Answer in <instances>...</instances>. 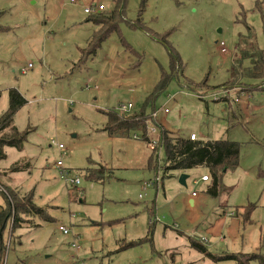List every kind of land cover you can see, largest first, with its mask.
I'll return each mask as SVG.
<instances>
[{
	"label": "rangeland",
	"instance_id": "rangeland-1",
	"mask_svg": "<svg viewBox=\"0 0 264 264\" xmlns=\"http://www.w3.org/2000/svg\"><path fill=\"white\" fill-rule=\"evenodd\" d=\"M116 1L0 0V116L9 89L27 101L13 122L26 134L23 147L5 148L0 161V207L10 191L32 194L52 219L22 216L12 239L10 222L1 264H236L213 262L188 238L213 256L264 257V82L247 78L248 61L236 75L230 70L240 49L251 52L236 48L240 37L250 34L264 55V0H126L118 31L81 62L79 50L99 29L88 20L115 10ZM94 5L104 11L83 12ZM173 54L178 74L152 96L161 75L172 74ZM128 104V114L156 111L155 124L173 137L240 144L239 167L223 174L217 198L207 194L210 177L193 183L206 169L189 172L184 187L178 172L162 179V147L157 156L138 134L107 136L104 113L121 115L116 109ZM151 154L158 162L150 171ZM58 160L65 177L53 166ZM27 162L28 171H9ZM99 166L102 181L85 177ZM74 178L77 188L65 182Z\"/></svg>",
	"mask_w": 264,
	"mask_h": 264
},
{
	"label": "trees",
	"instance_id": "trees-1",
	"mask_svg": "<svg viewBox=\"0 0 264 264\" xmlns=\"http://www.w3.org/2000/svg\"><path fill=\"white\" fill-rule=\"evenodd\" d=\"M125 2L126 0H117L115 2L116 9L109 14H102L97 16V18L90 17L88 22L93 23L99 29L95 35L86 42V48L79 50V60H81V62L87 61V58H92L97 49L101 46V43L106 40L112 32L118 31V24L121 23L124 18L123 11ZM249 36L251 35L248 34L247 37H240L236 48L239 49V45L241 44L249 47L251 52L246 48L243 50L240 49L241 56L230 70L236 75L235 67H241V63L244 60L248 61L249 66L245 69L243 68L247 74V78L250 80L258 79L264 82V55L257 46L255 49L254 45L248 43L247 38ZM171 57L170 65L172 74L167 75L166 73H163L161 75L152 96H157L159 93L163 92L172 79V76H177L178 74L177 71L180 66L177 67V70L176 65L179 59L175 54L171 55ZM204 85L205 83H202L200 86H197L201 88ZM187 86L190 87L191 83ZM7 93L8 107L0 116V161L5 160L6 158L5 148L16 149L20 152L23 143L26 140V134L19 133L13 122L15 115L19 112L21 107L26 105L27 101L21 93H18L14 89H9ZM223 102L226 101L223 100ZM152 112H154V110ZM104 115L107 119V123L103 131L106 132L108 137L112 139H129L132 135L138 134L141 136L143 142H149L150 137L146 136L149 116L145 110H142L139 113L128 114V116L118 115L115 111L106 112ZM160 140L161 147L165 152L162 166V179L170 178L174 172L182 174L200 168L206 169L209 173L210 180L212 181L207 194L213 198H217L219 195L223 174L239 167V143L237 144L226 140H207V142H203L200 140H190V137H173L162 127H160ZM157 162V156L151 154L147 160V167L150 171L157 169ZM28 165V162L26 164L15 163L10 167L9 171L11 173H21L25 170L28 171ZM224 170L226 171L224 172ZM105 176L104 168L100 166L99 168H87L85 171V177L92 182L102 181ZM2 197L6 205L3 208L0 207V264L5 256L3 243L4 232L7 230L10 222L11 227L9 228L8 233L11 239L15 234L14 232L20 229L22 224L25 223V219L22 216L40 217L45 222H52V219L49 216L44 217V210L35 205L32 194L20 198L13 191H10L8 196ZM251 210V207L244 210V223H250L249 217L252 213ZM188 244H190V248L197 250L206 258L212 259L215 263L233 261L236 264H250L251 262L258 261L259 264H264V257L258 252L252 254H226L224 256H213L209 254L202 241H193L188 238Z\"/></svg>",
	"mask_w": 264,
	"mask_h": 264
},
{
	"label": "built area",
	"instance_id": "built-area-1",
	"mask_svg": "<svg viewBox=\"0 0 264 264\" xmlns=\"http://www.w3.org/2000/svg\"><path fill=\"white\" fill-rule=\"evenodd\" d=\"M104 10V7L102 5H94V6H88L86 8H84L83 12L87 15H93L95 12H101ZM223 52H225V50L223 49ZM33 66L31 64L28 65V69H32ZM22 74H26L27 73V70L26 69H23L21 71ZM133 108V105L131 104H128V106H120L119 108L116 109V111L118 113H120L121 115H125V114H128ZM164 114H167L168 113V110L167 109H164L163 110ZM156 115H157V112L154 111L150 114L149 116V121L150 123L148 122V127H147V135L148 137H150V140L149 142L147 143L148 144V148L150 151H154V152H157V156L159 155L160 153V148H161V140H160V125L158 124H155V120H156ZM134 139L135 140H138L140 139L139 136L137 135H133ZM190 140H197V137L193 134H191L190 136ZM57 149L59 152H62L64 150V147L62 145H57ZM54 167L56 169H59L61 170L63 173H61L63 175V177L67 176V173L65 174V171L63 169V162L62 160H58L56 161V163L54 164ZM200 181L206 183L209 181V175H204L200 178ZM65 182L67 184H69L70 186H73L75 188H77L80 184V181L78 178H74V179H68V180H65ZM194 184H198V181H194ZM192 197L195 196V193H193L191 195ZM59 232H61L64 236H69V232L66 228L60 226L59 227ZM74 240V239H73ZM202 241V240H201ZM73 242V243H72ZM71 242V247H73L76 251V256L78 257V252L80 250V247L79 245L74 243L75 241H72ZM203 242V241H202Z\"/></svg>",
	"mask_w": 264,
	"mask_h": 264
},
{
	"label": "water",
	"instance_id": "water-1",
	"mask_svg": "<svg viewBox=\"0 0 264 264\" xmlns=\"http://www.w3.org/2000/svg\"><path fill=\"white\" fill-rule=\"evenodd\" d=\"M226 170H224L225 172ZM189 178V176L185 173H182L178 176V182L182 185V186H186V180Z\"/></svg>",
	"mask_w": 264,
	"mask_h": 264
},
{
	"label": "crops",
	"instance_id": "crops-1",
	"mask_svg": "<svg viewBox=\"0 0 264 264\" xmlns=\"http://www.w3.org/2000/svg\"><path fill=\"white\" fill-rule=\"evenodd\" d=\"M105 125H106V124H105ZM53 166H54V165H53ZM185 174L188 175L189 173H185ZM204 175H205V174H203L202 176H204ZM202 176H201V177H202ZM201 177H200V178H201ZM194 181H198V185H199L200 183H203V184H208V183H209V181L206 182V183H204V182L200 181V179H198V180H194ZM193 183H194V182H193ZM208 187H210V186L208 185ZM208 187H207V189H208ZM191 197H192V196H191ZM193 197H195V196H193ZM190 204H192V201L190 202Z\"/></svg>",
	"mask_w": 264,
	"mask_h": 264
}]
</instances>
